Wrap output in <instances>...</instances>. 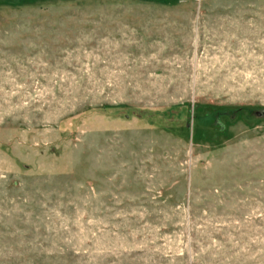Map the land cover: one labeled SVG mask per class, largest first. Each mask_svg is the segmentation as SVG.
Here are the masks:
<instances>
[{
  "label": "rangeland",
  "instance_id": "obj_1",
  "mask_svg": "<svg viewBox=\"0 0 264 264\" xmlns=\"http://www.w3.org/2000/svg\"><path fill=\"white\" fill-rule=\"evenodd\" d=\"M0 264H264V0H0Z\"/></svg>",
  "mask_w": 264,
  "mask_h": 264
}]
</instances>
